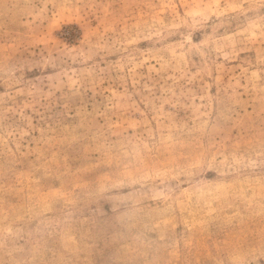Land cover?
I'll list each match as a JSON object with an SVG mask.
<instances>
[{
  "label": "rangeland",
  "instance_id": "obj_1",
  "mask_svg": "<svg viewBox=\"0 0 264 264\" xmlns=\"http://www.w3.org/2000/svg\"><path fill=\"white\" fill-rule=\"evenodd\" d=\"M0 264H264V0H0Z\"/></svg>",
  "mask_w": 264,
  "mask_h": 264
}]
</instances>
